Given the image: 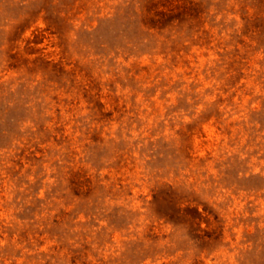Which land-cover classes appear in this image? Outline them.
Here are the masks:
<instances>
[{"label": "rangeland", "instance_id": "374dc122", "mask_svg": "<svg viewBox=\"0 0 264 264\" xmlns=\"http://www.w3.org/2000/svg\"><path fill=\"white\" fill-rule=\"evenodd\" d=\"M0 264H264V0H0Z\"/></svg>", "mask_w": 264, "mask_h": 264}]
</instances>
